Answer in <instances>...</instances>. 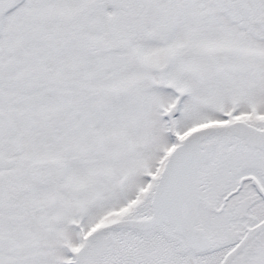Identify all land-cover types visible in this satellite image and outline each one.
Here are the masks:
<instances>
[{"label": "snow or ice", "instance_id": "snow-or-ice-1", "mask_svg": "<svg viewBox=\"0 0 264 264\" xmlns=\"http://www.w3.org/2000/svg\"><path fill=\"white\" fill-rule=\"evenodd\" d=\"M0 264H264V0H0Z\"/></svg>", "mask_w": 264, "mask_h": 264}]
</instances>
